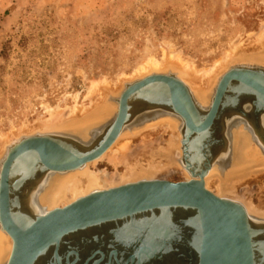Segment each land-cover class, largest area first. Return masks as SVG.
I'll list each match as a JSON object with an SVG mask.
<instances>
[{"label": "rangeland", "instance_id": "374dc122", "mask_svg": "<svg viewBox=\"0 0 264 264\" xmlns=\"http://www.w3.org/2000/svg\"><path fill=\"white\" fill-rule=\"evenodd\" d=\"M260 33H264V0H0V163L13 144L29 136L62 133L90 141L94 131L114 117L121 90L158 73L152 69L155 63L162 70L159 74L178 78L172 68L163 70L167 58L197 69L229 58L235 59L232 67L264 69L258 62L237 61L247 48L259 45ZM125 76L135 79L124 80L121 89L108 93L111 112L79 129L85 133L81 138L78 131L49 127L56 117L70 119L82 108L98 104L99 88H118ZM162 116L128 127L129 132L144 134L122 150L137 169L148 168V154L158 155L160 169L151 179L185 181L183 169L165 165L168 159L180 161L181 144L180 149L163 150L171 138L176 144L177 132L181 140L182 132L173 136L162 128L143 131ZM44 122L50 124L49 130ZM230 139L232 156L237 154L233 134ZM249 146L258 148L264 158L259 137H250ZM89 171L118 176L126 168L102 158ZM248 178L235 181L233 190L220 197L244 205L250 216L251 207H261L263 214L254 219L264 224V175Z\"/></svg>", "mask_w": 264, "mask_h": 264}, {"label": "water", "instance_id": "95a60500", "mask_svg": "<svg viewBox=\"0 0 264 264\" xmlns=\"http://www.w3.org/2000/svg\"><path fill=\"white\" fill-rule=\"evenodd\" d=\"M253 73L257 74L256 79L249 76ZM156 86L161 91L149 94L150 88ZM235 90L246 95L249 101L244 102L242 107L241 104L236 105L232 113L251 117L252 121L249 119L246 123L264 142V69L233 67L221 77L212 104L203 111L206 117L202 121L197 118L200 106L182 81L174 75L152 74L126 85L118 99V112L109 123L94 131L95 137L90 141H80L64 134H46L25 137L13 144L0 163V227L13 240L6 264H36L45 252L51 248L57 251L60 243L72 234L124 218L139 221V218L153 212L159 213L156 226L160 230L169 231L171 227L187 229L186 241L177 247L173 245L164 254L160 253L162 256L156 254V246L150 250L151 256L157 255L158 259L164 257L165 261L161 264H261L257 256L256 228L252 229L244 206L218 197L205 188L204 177L215 161L207 149L208 144L202 147L203 163L199 170L194 169L189 161V138L214 129L224 108L228 109L229 104L225 103L232 99ZM139 96L142 97L143 109L132 113L134 103L131 102ZM167 114L180 117L183 121V162L192 175L191 180H138L97 190L65 207L33 216L27 222L18 220L12 212L10 175L18 160L33 156L44 172L43 177L50 173L75 171L100 157L126 126L141 125ZM69 141L76 142L83 150L70 145ZM187 211L192 218L174 214V223L165 215ZM142 223L154 225L149 221Z\"/></svg>", "mask_w": 264, "mask_h": 264}, {"label": "bare ground", "instance_id": "6f19581e", "mask_svg": "<svg viewBox=\"0 0 264 264\" xmlns=\"http://www.w3.org/2000/svg\"><path fill=\"white\" fill-rule=\"evenodd\" d=\"M258 38H259L258 39L259 45L256 48L255 47L247 48V50H245V53L239 55V59H237L238 62L239 61L258 62L259 64H261L260 66L262 65L264 66V33H260ZM232 62H234L235 64L236 63L235 59L232 60L231 58H229L228 60L225 61H215L213 66L209 67L208 69H197L192 65L182 63V61L180 60L173 61L170 58H167L166 65L163 68V70L172 68L173 70L177 71L176 73L178 74L179 80L182 81V83H184V85H186L189 88V91H191V95H193V97L196 99L195 100L196 103L200 106L201 110H199L200 112H197V118L198 120L201 119L202 121L204 117H206V113L203 111L208 109L212 104V98L214 96V93L216 92L218 83L220 82L221 77H223L231 69ZM152 69L158 72L155 74H159V72L162 71L160 70L159 64L157 63H155L154 66H152ZM256 73H258V71H256ZM256 73H253V75L250 74L249 76L256 79L255 78V76L257 75ZM135 77H137V74L135 75ZM135 77L134 78L126 77V76L122 77V79L120 80L119 87L112 88V90L108 89V86H103L99 88V95H100L99 103L91 105L89 109L87 110L84 109V111L82 108L80 111H78V113H75L74 115L72 114L74 117H71L69 119L67 118V116L66 117L60 116L54 118L52 122L53 124L50 125L48 122H44L42 125L46 126L47 128L46 130H49V128L47 127L49 124L50 128L52 126V128L54 127V128L63 129L64 131L67 132L78 131L77 133L80 134L79 137L81 138L85 133L79 131V129L85 127L89 123L92 124L101 119H105L108 117L109 112H111L112 110L106 102L108 93L110 91L111 93L112 91L117 92L119 88L121 89V85L124 80L126 79L132 80V78L135 79ZM142 78L143 77L139 79ZM124 90L125 88L121 90L118 98L116 99V105H117L116 113L118 112L119 109L118 99L120 98V95L122 92H124ZM158 91H161L160 87L158 86L152 87L150 88L149 94H155L158 93ZM234 92L237 94L236 95L237 97H235V93H233V95L231 96L232 99H230L229 102L225 103L226 105L229 104L228 109L224 108V111L218 117V120L216 122L217 124L215 125L214 129H212L210 132L204 131L202 133H196L192 135L188 141L189 151H190L189 161L194 169L196 168L197 170H199L200 169L199 167L202 166L203 163L202 147H204L205 145L208 144L207 149L211 154V157H215L213 158L215 159V161L211 164L206 176L204 177V184H205V188L208 191L212 192L214 195L218 197L224 195L223 193L232 191L233 184L235 181H247L246 178L249 176L250 178L248 179H256V177L260 178L262 175H264V174L261 175V173H264V158L260 156L262 153L258 150V148L256 147L251 148L249 146L250 137L255 136V133L251 129L252 127L250 126V124L248 125V123H246L245 121H237L236 123H234L229 127L228 133L226 132L225 134L226 138L224 136L222 137L223 135L222 129L224 127V124L222 127V123L224 118L227 117L228 113L234 112V110L236 109V105L243 104L244 102L249 101L248 99H246V95L238 94L239 90L238 91L235 90ZM141 101H142V97L139 96L131 102L132 104L134 103L133 105L131 104L132 113H135L137 111L139 112L141 109H143V106H141L142 105ZM226 112L228 113L226 114ZM69 115L71 116V114ZM162 117L163 118H161L160 120L145 126L146 128L143 131L145 130L154 131L156 128H162L164 132L170 135H173V132L177 130L181 131V128L183 127V121L180 117L170 114L164 115ZM37 125L38 123L35 125V127ZM245 128L246 131L250 133L249 135H247V133L244 131ZM129 131L130 130L126 126L119 134L117 139L114 141V143L102 155H100V157L90 161L89 163L87 162L88 164L86 163L82 168L77 169L75 171H70L66 173H55V174L50 173L48 175H45V177H43L44 172L42 168L36 163V160L34 159L33 156L28 155L18 160L15 163V165L12 167L11 175H10L11 199L14 204L12 206V212L14 213L16 218L20 221L27 222L33 216L40 215L41 213L43 214L48 210L57 208L58 207L57 205H60L59 208L65 207L66 205L77 200L78 198L88 195L89 193L97 190L114 188L138 180H147V179L155 180V179H151L150 176L152 175V173L160 169V167L157 166L158 155L154 157L148 154L147 155L148 168L140 167L137 169V167L131 164V160H130L131 157L129 158L124 154L125 152H123L124 150L122 149H127L128 147L127 145L131 144V142H133L134 140L142 137L144 134L142 132L132 133ZM176 134H178L175 135V139H174V142L176 140V144L172 143V138H171L168 142V145L166 146L167 148H163V150L166 149V151L168 152L171 151L172 147L179 148L180 146L179 144H181V149L180 148L179 149L181 150L182 156L180 157V161L179 159L175 161L168 159V162H166L165 165H170V167L171 165L179 166L181 169H183L181 173H183V176L185 177V181H189L192 179V175L190 174V171H188L185 168L183 162L182 138L181 140L179 139L178 141V138L180 136L178 132ZM232 134L234 139L233 143H234V147H236L237 154L231 156L229 155L228 152L232 145V140L230 139V135ZM69 144L74 146L75 148H78L80 151L83 150L82 147H80V145L76 144V142L69 141ZM102 158L103 159L105 158L108 163H110L115 167H117L119 164H124L126 171L124 173L118 174V176L107 175L101 172L96 174L90 172L89 166L94 165L97 162V160L99 161ZM229 164L231 166L229 168H225V166ZM253 174H255V176H253ZM159 180H167V179H159ZM47 207L49 209H46ZM262 210L263 209L261 207L256 208L253 206L249 210V212L253 217L250 215L248 216L250 219L252 229L256 228L255 232L257 237L255 239L257 243L258 260H260L261 264H264V230H263L264 224L259 222V220L256 221V219H254V217L255 218L258 217V213L259 214L262 213ZM246 213L248 214L247 210ZM174 214L187 217L186 219L192 218L191 217L192 214L189 211L165 214L168 215L171 223H174L175 221V218L172 217L175 216ZM157 215H159V213L157 212L149 213L147 216L145 217L143 216L138 220L142 222L144 221H149L150 223L154 222V226H156L157 222H159L157 220L159 216ZM137 217L138 215L136 216V218ZM139 221L134 220L135 223L140 224ZM115 224L116 225L122 224V228H125L126 230L129 229L132 230V228L130 227L131 224L129 220H127L126 218L122 219L121 221H119V223H115ZM108 227L103 228L104 231L105 229H108ZM259 228H263V229H259ZM88 230H94V229L92 228ZM79 239L80 238L76 240ZM12 247H13V240L11 236L0 227V264L2 263L1 262L2 258H4L5 256L7 257L5 262L8 261L12 252ZM48 251L45 252V254H48ZM45 254L42 255V258L38 260L36 264H41L42 260L45 259ZM50 260L51 259H49V261Z\"/></svg>", "mask_w": 264, "mask_h": 264}, {"label": "flooded vegetation", "instance_id": "af4514ba", "mask_svg": "<svg viewBox=\"0 0 264 264\" xmlns=\"http://www.w3.org/2000/svg\"><path fill=\"white\" fill-rule=\"evenodd\" d=\"M243 104H241V107ZM249 119L252 121L251 117L244 118L239 112L228 114L222 123V127L224 124L223 135L221 133L222 137H225L231 125L237 121L245 120V122L249 123ZM129 222L132 230L122 228V224L108 223L102 225V228H93L94 230H85L72 234L60 243L57 251L54 248L49 249L41 264H161L165 261L164 257L158 259L156 256L160 255V253L164 254L173 245L177 247L186 241L187 238V229L184 228L171 227L167 231L142 222L138 224L134 220H129ZM107 227L108 229H105V231L107 230L105 232L103 228ZM78 238L80 239L76 240ZM154 246H156L155 250L156 254H158L151 256L150 250H153ZM49 259L51 260L49 261ZM173 264L181 263L175 262Z\"/></svg>", "mask_w": 264, "mask_h": 264}]
</instances>
